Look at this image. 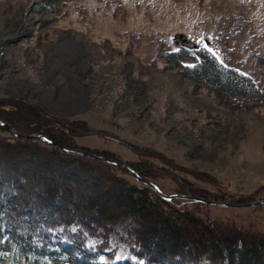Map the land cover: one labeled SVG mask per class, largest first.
I'll return each instance as SVG.
<instances>
[{"label": "rangeland", "instance_id": "rangeland-1", "mask_svg": "<svg viewBox=\"0 0 264 264\" xmlns=\"http://www.w3.org/2000/svg\"><path fill=\"white\" fill-rule=\"evenodd\" d=\"M37 1L0 0V98L84 120L172 159L179 176L215 197L205 200L235 205L202 203L211 217L264 235V205L254 204L264 199V109L222 104L162 57L180 46L211 49L264 83V0H61L50 14ZM77 144L106 149L122 163L139 159L95 137ZM159 184L168 194L177 188ZM236 198L243 202L230 203ZM123 225L110 235L119 254Z\"/></svg>", "mask_w": 264, "mask_h": 264}, {"label": "trees", "instance_id": "trees-1", "mask_svg": "<svg viewBox=\"0 0 264 264\" xmlns=\"http://www.w3.org/2000/svg\"><path fill=\"white\" fill-rule=\"evenodd\" d=\"M60 1L38 0L36 5L50 14ZM235 20L249 25L241 17ZM162 57L222 104L264 109V83L226 66L211 52L180 46L165 49ZM0 123L59 145L21 139L0 125V264H102L115 257L113 264H264L262 233L211 217L201 202L162 199L120 167L76 152L122 162L106 149L78 146L77 139L123 145L139 158L124 163L166 196L215 199L179 176L182 167L172 159L22 99L0 98ZM189 174L208 180L205 174ZM162 179L177 188L168 194L159 184ZM120 224L121 254L110 244Z\"/></svg>", "mask_w": 264, "mask_h": 264}, {"label": "water", "instance_id": "water-1", "mask_svg": "<svg viewBox=\"0 0 264 264\" xmlns=\"http://www.w3.org/2000/svg\"><path fill=\"white\" fill-rule=\"evenodd\" d=\"M1 126L3 127H6L7 129L10 130V132L19 137V138H26V139H41L43 140L44 142H46L47 144L49 145H53V146H57L59 147V145L48 139L47 137H44V136H28V135H22V134H18L16 133L9 125L5 124V123H0ZM76 152L80 153V154H83L85 156H88V157H91V158H94V159H99V160H103V161H106L108 163H111V164H114L118 167H120L121 169H123L124 171H126L128 174H130L132 177H134L137 181L139 182H142L144 183L146 186L150 187L151 189H153L162 199L164 200H171V199H174V198H177V199H183V200H188V201H198V202H201V203H205V204H210V205H221V206H224V207H232V206H235V205H229L227 203H218V202H210V201H207L205 199H202V198H198V197H194V196H189V195H170V196H166L164 195L155 185H153L152 183H149V182H145L143 181L136 173L135 171H133L129 166H127L125 163H122V162H118V161H115V160H111V159H107V158H102V157H97L95 155H92L86 151H81V150H76ZM254 204H263L264 205V199H258ZM254 204H250V205H254Z\"/></svg>", "mask_w": 264, "mask_h": 264}, {"label": "snow or ice", "instance_id": "snow-or-ice-1", "mask_svg": "<svg viewBox=\"0 0 264 264\" xmlns=\"http://www.w3.org/2000/svg\"><path fill=\"white\" fill-rule=\"evenodd\" d=\"M209 51H211V49H209ZM212 54H213V55H215V53H214V52H213ZM75 230H76L75 228H73V229H72V231H75Z\"/></svg>", "mask_w": 264, "mask_h": 264}]
</instances>
